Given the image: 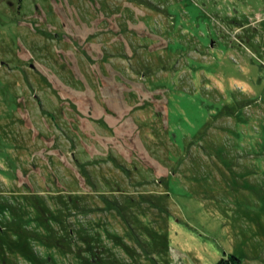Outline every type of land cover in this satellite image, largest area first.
Instances as JSON below:
<instances>
[{
    "label": "rangeland",
    "instance_id": "1",
    "mask_svg": "<svg viewBox=\"0 0 264 264\" xmlns=\"http://www.w3.org/2000/svg\"><path fill=\"white\" fill-rule=\"evenodd\" d=\"M230 253L264 264V0H0V264Z\"/></svg>",
    "mask_w": 264,
    "mask_h": 264
},
{
    "label": "trees",
    "instance_id": "2",
    "mask_svg": "<svg viewBox=\"0 0 264 264\" xmlns=\"http://www.w3.org/2000/svg\"><path fill=\"white\" fill-rule=\"evenodd\" d=\"M25 245L22 244L21 249L24 248ZM27 256H29L27 253L23 252ZM30 257V256H29ZM241 262L240 259L234 255V254H228V255H223L216 264H237Z\"/></svg>",
    "mask_w": 264,
    "mask_h": 264
},
{
    "label": "crops",
    "instance_id": "3",
    "mask_svg": "<svg viewBox=\"0 0 264 264\" xmlns=\"http://www.w3.org/2000/svg\"><path fill=\"white\" fill-rule=\"evenodd\" d=\"M230 254H231V253H230ZM237 257H238V256H237ZM238 258H239V257H238ZM239 259H240V258H239ZM240 261L242 262V264H244L243 261H242L241 259H240Z\"/></svg>",
    "mask_w": 264,
    "mask_h": 264
},
{
    "label": "built area",
    "instance_id": "4",
    "mask_svg": "<svg viewBox=\"0 0 264 264\" xmlns=\"http://www.w3.org/2000/svg\"><path fill=\"white\" fill-rule=\"evenodd\" d=\"M237 264H242V262H239V263H237Z\"/></svg>",
    "mask_w": 264,
    "mask_h": 264
}]
</instances>
